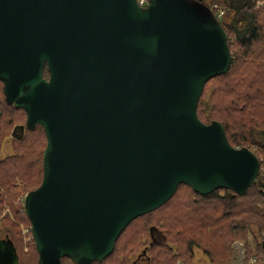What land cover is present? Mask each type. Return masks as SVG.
Segmentation results:
<instances>
[{"label":"water","instance_id":"1","mask_svg":"<svg viewBox=\"0 0 264 264\" xmlns=\"http://www.w3.org/2000/svg\"><path fill=\"white\" fill-rule=\"evenodd\" d=\"M225 33L201 0H0L3 96L47 140L23 198L37 264L104 260L180 184L202 196L253 185L258 157L196 114L230 67ZM16 251L0 238V264H19Z\"/></svg>","mask_w":264,"mask_h":264},{"label":"trees","instance_id":"2","mask_svg":"<svg viewBox=\"0 0 264 264\" xmlns=\"http://www.w3.org/2000/svg\"><path fill=\"white\" fill-rule=\"evenodd\" d=\"M204 4L215 16L223 10L218 22L226 32L231 63L226 73L204 84L196 114L204 124L219 122L232 147L247 148L260 158V170L243 195L218 189L202 196L180 184L162 206L129 223L105 264H131L144 249L149 264H195L197 252L208 264H232L236 241L244 243V262L254 258L256 264H264V0H209ZM43 77H49L46 66ZM3 95L0 83V154L6 139L13 148L11 154L0 157V238L17 250L14 231L17 222L27 219L19 213L24 206L18 199L41 183L47 140L40 125L25 126V112L8 104ZM18 127L24 129L16 136L12 133ZM5 208L13 219L2 216ZM153 230L164 241L149 245ZM157 247L164 249L154 251ZM35 250L22 249V254L17 250L19 264H37ZM62 260V264H72L68 258Z\"/></svg>","mask_w":264,"mask_h":264},{"label":"rangeland","instance_id":"3","mask_svg":"<svg viewBox=\"0 0 264 264\" xmlns=\"http://www.w3.org/2000/svg\"><path fill=\"white\" fill-rule=\"evenodd\" d=\"M209 2V0H204V3H208ZM258 5H260V3L258 4ZM2 148V150H1V154H0V157L2 158V157H4V156H6L7 154H11L12 152H13V148H12V142H11V140H9V139H6V141H5V143L3 144V147H1ZM0 204H1V202H0ZM4 211V210H3ZM2 211V212H3ZM1 212V213H2ZM3 214V213H2ZM23 221V220H22ZM29 221V219H28V217H27V219H24V221L23 222H21L23 225H27V224H29L30 223V221ZM16 229V228H15ZM14 233H15V239L17 240V250H18V252L20 253V254H22V249H23V242H22V235H21V230H20V227H18L15 231H14ZM162 241H164L163 239H160V241H159V243L160 242H162ZM33 250H34V248H35V244H33V245H31L30 246ZM29 247V248H30ZM232 248H233V255L232 256H234V260H233V262L232 263H239V262H241V261H243V259H244V243H242V241H236V242H234V244H233V246H232ZM164 248L163 247H157V248H155V250L154 251H162ZM153 251V252H154ZM153 252L151 251L150 252V255H152L153 254ZM107 258V257H106ZM195 259H194V261H195V264H208V261H207V258L203 255V254H201V253H199V252H197L196 253V256L194 257ZM156 258H155V255H154V259L153 260H155ZM106 260V259H105ZM112 261V263H114V260H111ZM145 264V263H144ZM178 264H180V263H178Z\"/></svg>","mask_w":264,"mask_h":264},{"label":"built area","instance_id":"4","mask_svg":"<svg viewBox=\"0 0 264 264\" xmlns=\"http://www.w3.org/2000/svg\"><path fill=\"white\" fill-rule=\"evenodd\" d=\"M138 4L141 6V7H144L148 4V0H137ZM217 6H214L213 9H216ZM223 14V10H220L218 12V14L216 15L217 19L220 18V16ZM19 201H22L24 199H18ZM18 201V202H19ZM24 210H22L21 214H25V212H23ZM2 216L4 215H9L10 218H12V213H10V209L9 208H5V210L2 212ZM1 219V218H0ZM13 219V218H12ZM18 226L20 227V230H21V235H22V242H23V252H27V250L29 249L30 247V244L33 242V235H32V231H31V227L29 225H23L21 222L18 223ZM0 225H1V220H0ZM232 264H235V263H232ZM236 264H256L254 258H251L247 263H244L243 261L239 262V263H236Z\"/></svg>","mask_w":264,"mask_h":264},{"label":"flooded vegetation","instance_id":"5","mask_svg":"<svg viewBox=\"0 0 264 264\" xmlns=\"http://www.w3.org/2000/svg\"><path fill=\"white\" fill-rule=\"evenodd\" d=\"M20 128H21V127L15 128L12 134H14V135H16V136L21 135L22 130H20ZM160 239H163L161 233H159V232L156 231V230H153V232H151V236H150V243H151V241H152V243H154V244H155V243H159ZM149 245H150V244H149ZM149 258H150V257H149V255L147 254V250L144 249V250H142L141 252L137 253V254L133 257L131 264H144V263H145V264H149V260H150ZM104 260H105V259H104ZM104 260H102V261H103L102 264H105V261H104ZM61 262H63V260H61ZM61 262H60V263H61ZM71 263H72V262H71ZM61 264H62V263H61ZM72 264H74V263H72Z\"/></svg>","mask_w":264,"mask_h":264}]
</instances>
